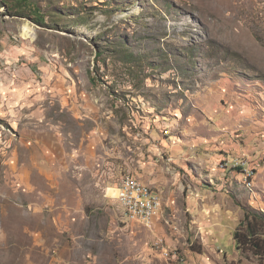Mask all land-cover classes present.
<instances>
[{
  "label": "rangeland",
  "instance_id": "1",
  "mask_svg": "<svg viewBox=\"0 0 264 264\" xmlns=\"http://www.w3.org/2000/svg\"><path fill=\"white\" fill-rule=\"evenodd\" d=\"M18 1L0 0V264H264L233 240L264 209V0ZM126 174L159 198L149 223L124 216Z\"/></svg>",
  "mask_w": 264,
  "mask_h": 264
},
{
  "label": "trees",
  "instance_id": "2",
  "mask_svg": "<svg viewBox=\"0 0 264 264\" xmlns=\"http://www.w3.org/2000/svg\"><path fill=\"white\" fill-rule=\"evenodd\" d=\"M22 7L27 0H19ZM230 168L245 173L238 165L231 163ZM243 217L233 232L235 247L242 252L250 251L262 263L264 260V212L249 205L242 206Z\"/></svg>",
  "mask_w": 264,
  "mask_h": 264
},
{
  "label": "built area",
  "instance_id": "3",
  "mask_svg": "<svg viewBox=\"0 0 264 264\" xmlns=\"http://www.w3.org/2000/svg\"><path fill=\"white\" fill-rule=\"evenodd\" d=\"M229 165H226V167ZM243 168H248V176L250 177V162L244 159L242 164ZM119 204L123 209V213L127 221L140 222L142 218H151L152 201L154 197L152 195L144 194L139 191V187L131 185V177L126 174L123 176L120 184L115 188ZM137 207H149L148 216H138Z\"/></svg>",
  "mask_w": 264,
  "mask_h": 264
},
{
  "label": "bare ground",
  "instance_id": "4",
  "mask_svg": "<svg viewBox=\"0 0 264 264\" xmlns=\"http://www.w3.org/2000/svg\"><path fill=\"white\" fill-rule=\"evenodd\" d=\"M28 32V28L26 26H24L22 28V34L26 35ZM28 35V34H27ZM29 36V35H28ZM234 165H238L240 168H242L244 170L245 173V179L246 181H251L253 179V177L255 176V169L254 167L251 165L250 166V177L248 176V168H243L242 164L244 163V159H238V161L235 163L233 160L231 161ZM129 176V175H128ZM131 177V185H135L139 187V191L143 192L144 194L147 195H152L154 197L153 201H152V209L151 210V218H153V216L157 213L159 206H160V202H159V198L157 195L150 193V190L148 187L144 186L143 183H141L139 180ZM137 215L138 216H148L149 215V207H137ZM151 219L149 218H142V220L140 221L141 223H149Z\"/></svg>",
  "mask_w": 264,
  "mask_h": 264
},
{
  "label": "crops",
  "instance_id": "5",
  "mask_svg": "<svg viewBox=\"0 0 264 264\" xmlns=\"http://www.w3.org/2000/svg\"><path fill=\"white\" fill-rule=\"evenodd\" d=\"M131 175V174H130ZM133 177H135V176H133ZM135 178H137V177H135ZM139 179V178H138ZM262 210H264L263 208H262Z\"/></svg>",
  "mask_w": 264,
  "mask_h": 264
}]
</instances>
